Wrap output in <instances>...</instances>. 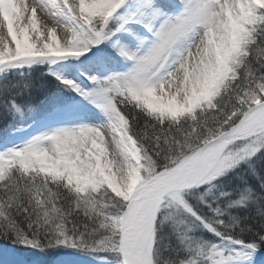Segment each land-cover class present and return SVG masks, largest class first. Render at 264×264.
Instances as JSON below:
<instances>
[{
  "label": "snow or ice",
  "instance_id": "obj_1",
  "mask_svg": "<svg viewBox=\"0 0 264 264\" xmlns=\"http://www.w3.org/2000/svg\"><path fill=\"white\" fill-rule=\"evenodd\" d=\"M46 77L103 119L0 146L2 264H264V0H0L5 137Z\"/></svg>",
  "mask_w": 264,
  "mask_h": 264
},
{
  "label": "rangeland",
  "instance_id": "obj_2",
  "mask_svg": "<svg viewBox=\"0 0 264 264\" xmlns=\"http://www.w3.org/2000/svg\"><path fill=\"white\" fill-rule=\"evenodd\" d=\"M43 31V30H42ZM36 41L43 40V37H36ZM57 38L62 41V39L59 36V31H57ZM61 63H67V61H62ZM53 68L56 66L53 65ZM90 64L85 63L80 66L79 72L77 73L78 77H81L80 73H83L87 69H89ZM75 78V77H71ZM83 79V78H81ZM86 83V82H85ZM65 89H63V93L61 96L68 97L70 93H65ZM59 97V96H58ZM69 99V97L67 98ZM55 100V99H54ZM58 100V98L56 99ZM84 100V101H81ZM59 101V100H58ZM37 107L39 110H45L47 108V104L44 105V103H37ZM37 113H31L27 114L24 120L28 119L31 116H36ZM103 117L99 115V110L94 107L89 101L85 99H81L78 95L74 93V95L70 98V104L68 106H61L57 108L55 111H51L45 116V119H39L38 121L29 123L28 125H18L20 128L12 130L13 133H9L11 136L9 144L12 143H22L28 140V138L31 136L32 133L34 135L41 134L47 131H51L53 129L59 128V127H71L75 126L79 123L87 122V123H96L100 120H102ZM23 121V120H22ZM22 121H19L18 123H21ZM33 135V136H34ZM3 146V145H2ZM250 251V250H245ZM8 254L10 256V259L17 255V253L13 252L12 249H9L8 247L0 244V257H3L5 254ZM107 253H95L92 256H79V264H108V261L105 259H102V257L107 256ZM254 258V252L252 255L245 256L240 261L236 262V264H252V260ZM0 264H2V260H0ZM34 264H41V261L35 260Z\"/></svg>",
  "mask_w": 264,
  "mask_h": 264
},
{
  "label": "trees",
  "instance_id": "obj_3",
  "mask_svg": "<svg viewBox=\"0 0 264 264\" xmlns=\"http://www.w3.org/2000/svg\"><path fill=\"white\" fill-rule=\"evenodd\" d=\"M46 69H47L46 65L36 66L33 69V76L34 77H39V73L42 72V71H45ZM44 80L48 82L47 89L40 88V84L42 82L40 79H37L36 84L34 86L33 96L35 98L34 99L35 103H38V102L44 100V97H45L47 92H52V91L56 90L55 89V85L51 82V78L50 77H46V78H44ZM60 91H63V89H61ZM37 109H38V107H37ZM3 135H4L3 125L0 124V137H2ZM250 182L251 183H256L254 178L250 179ZM242 194L243 193L240 192V191H232L230 193V195L233 198H235V197H237L239 195H242ZM261 203L264 204V201H262ZM253 207H254L253 205L249 204L247 208H242V209L238 210V214L242 217V223H249V224H254V225L259 226L260 221L252 213V208ZM77 222H78V220H77ZM196 235L197 236H203L205 239H208V238L212 237V234L210 232H207V231H205L203 229H198L197 232H196ZM237 235H240L241 239H243V240H252V239H254V236L251 233H243V234H241L237 230ZM0 243L5 245V246H8L9 248H12L14 250L21 248V245L13 243L12 240H10V239L0 240ZM261 250L264 251V245H261ZM60 251H73V250L72 249H63V248L49 249L47 251V253H38L36 249H28V250H26V252H30V253L34 254L35 257H37V258L41 257V256H45V255H50V254L55 253V252H60ZM75 255L77 257H79V256H82V255L83 256H92L93 254H89V253H86V252H76ZM41 264H46V262L41 261Z\"/></svg>",
  "mask_w": 264,
  "mask_h": 264
},
{
  "label": "bare ground",
  "instance_id": "obj_4",
  "mask_svg": "<svg viewBox=\"0 0 264 264\" xmlns=\"http://www.w3.org/2000/svg\"><path fill=\"white\" fill-rule=\"evenodd\" d=\"M29 2H30V0H29ZM43 30V29H42ZM4 31H6V29H4ZM29 35H30V37H33V42H37L36 40H38V39H36L35 38V34L34 33H29ZM59 36H60V38L63 40V34H62V32H60L59 31ZM9 39H11L10 37H9Z\"/></svg>",
  "mask_w": 264,
  "mask_h": 264
}]
</instances>
